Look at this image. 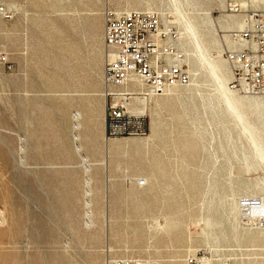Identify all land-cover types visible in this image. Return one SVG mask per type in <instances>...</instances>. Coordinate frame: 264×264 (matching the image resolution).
I'll use <instances>...</instances> for the list:
<instances>
[{
    "label": "rangeland",
    "instance_id": "1",
    "mask_svg": "<svg viewBox=\"0 0 264 264\" xmlns=\"http://www.w3.org/2000/svg\"><path fill=\"white\" fill-rule=\"evenodd\" d=\"M228 1L0 0V264H264L237 208L264 198V152L210 64L221 50L228 87ZM146 11L181 34L190 82L146 101V136L106 141L104 18ZM233 94L263 103L264 147V99Z\"/></svg>",
    "mask_w": 264,
    "mask_h": 264
},
{
    "label": "built area",
    "instance_id": "2",
    "mask_svg": "<svg viewBox=\"0 0 264 264\" xmlns=\"http://www.w3.org/2000/svg\"><path fill=\"white\" fill-rule=\"evenodd\" d=\"M251 0H229L226 11L242 16L241 29L231 32L237 44L227 50L225 60L232 73V90L264 99V6L251 7ZM245 3V6L242 5ZM8 18V12L0 8ZM173 28L162 23L154 12L107 13L103 41L106 50L104 68L105 135L107 138L143 137L148 133L145 115L130 112L126 104L135 96L128 87L139 81L146 95L159 96L167 89L189 83V73L176 46ZM143 187V180L137 182ZM238 206L249 223L264 231V200L243 197Z\"/></svg>",
    "mask_w": 264,
    "mask_h": 264
},
{
    "label": "bare ground",
    "instance_id": "3",
    "mask_svg": "<svg viewBox=\"0 0 264 264\" xmlns=\"http://www.w3.org/2000/svg\"><path fill=\"white\" fill-rule=\"evenodd\" d=\"M260 4H262L263 6H264V0H251L250 1V4L249 5H251V7H255V8H257V7H259V5ZM242 5L243 6H245V3H243L242 2ZM147 12H153V11H147ZM116 15H121V13H117ZM231 15V14H230ZM233 16V15H232ZM160 19H161V21H162V23H164V24H166L167 22L164 20V19H162L161 17H160ZM240 22H241V27L239 28V29H241L242 28V26H243V23H242V20L240 19ZM238 22L237 21H235V20H227V21H225V25H224V27H225V29H232V28H237V26H238ZM192 26H193V28L196 30V31H198L199 29L197 28V26H196V23H193L192 24ZM239 29H235V30H232L231 32H234V31H237V30H239ZM231 32H230V36H231ZM178 35H180L181 36V34L180 33H178ZM211 35V33L209 32V31H204V33H203V39H204V41L206 40V39H208L209 38V36ZM180 36L178 37V40H176L177 41V44H176V46H177V48H178V50L180 51L181 50V48H180V44L182 43V37L180 38ZM234 42V41H233ZM235 43V42H234ZM210 44H213L215 47H219L220 45H219V42H218V40L217 39H214V41H211L210 42ZM203 47H204V49L206 48L204 45H203ZM238 46H237V44L235 43V47L233 48V49H231V50H234V49H236ZM181 52V51H180ZM217 52L219 53V56H218V60H211L210 61V64H211V68H212V70L216 73V75L218 76V75H221V78L220 79H218V81L219 80H221V83L220 84H222L221 86H222V88L224 89V91L227 93V95H229L232 99H231V103H232V105L235 107V109L239 112V114H238V118L240 119V122H241V124L244 126V127H246L247 128V130L250 132V134H251V138H252V140H253V143L256 145V147H257V149L261 152V153H263L264 152V147H263V144L261 143V137H260V135H259V133H258V131H260V129H259V126L257 125V124H255V123H252V122H250V120L248 119V117H247V114H246V110H251L252 112H253V114L255 115V118L257 119V121L258 122H261V117H260V114H259V111H260V109L262 110L263 109V103L260 101V100H255V99H246V98H237V97H235L234 96V94H233V92H236V93H240V94H244V96H246V95H248V96H253V97H256V98H258L259 96H257V95H249V94H246V93H242V92H238V91H235V90H232L230 87H229V85H228V87H226V81H227V79H226V74H225V66H224V64L221 62V60H219L220 59V53H221V50H217ZM199 59V58H198ZM210 59V58H209ZM184 61V59L182 60V62ZM203 62V61H202ZM184 63V62H183ZM209 64V65H210ZM228 64V63H227ZM229 66V65H228ZM193 71L194 72H196V65H194L193 66ZM230 74H231V80H232V73H231V71H230ZM217 77V78H218ZM189 82H190V72H189ZM219 84V85H220ZM186 86H188V84L187 85H184V86H175V87H172V88H169V89H167L163 94H162V96L163 95H166L167 93H169V92H171V91H173L174 89H177V88H182V87H186ZM130 89H131V91H134V93H135V96H133L130 100H129V102L126 104V106H127V109L130 111V112H133V113H135V114H138V115H145L146 116V109H147V107H146V101L147 100H151V99H153L154 98V96H150V95H146L148 92L147 91H145V89L143 88V86H142V84L139 82V81H137V80H133L132 81V83L128 86ZM220 87V86H219ZM221 88V87H220ZM215 89H217V88H215ZM218 90V94H220V95H222L221 94V92H220V90H219V88L217 89ZM233 91V92H232ZM146 93V94H145ZM223 93V92H222ZM225 94V93H224ZM159 96H161V95H159ZM226 96V95H225ZM224 96V98H226ZM155 97H158V96H155ZM260 98H262V97H260ZM263 99V98H262ZM226 102L225 103H227V99L225 100ZM234 109V110H235ZM230 112V111H229ZM235 113H237V112H235ZM233 118V117H232ZM233 121V120H232ZM236 125V124H235ZM78 126H79V124H78ZM254 131H257V132H254ZM105 140L106 141H109V140H111L110 138H107V137H105ZM139 180H141V179H136V182H138ZM255 188H258V186H254ZM253 189V188H252ZM262 189V188H261ZM254 192V191H253ZM256 193H257V191H256ZM245 197H258V196H245ZM241 198H243V197H240V198H238V200H237V208H238V212H239V215H240V220H241V222L243 223V225H246V227H248L249 229H254V230H258V231H262V230H259V229H257L252 223L250 224L249 223V221L245 218V215L243 214V212L241 211V209L239 208V206H238V202H239V200L241 199ZM258 198H261L262 200H264V198H262V197H258ZM236 207V206H235ZM237 211V210H236ZM262 232H264V231H262ZM247 236V235H246ZM253 239V238H252ZM255 241H258L256 238L254 239ZM250 241V240H249ZM201 261V260H200ZM202 264H208V262L205 260H203L202 259Z\"/></svg>",
    "mask_w": 264,
    "mask_h": 264
},
{
    "label": "crops",
    "instance_id": "4",
    "mask_svg": "<svg viewBox=\"0 0 264 264\" xmlns=\"http://www.w3.org/2000/svg\"><path fill=\"white\" fill-rule=\"evenodd\" d=\"M104 148H105V150L112 152V153L123 152L119 145L113 144L111 142L104 143ZM146 180H148V179H146Z\"/></svg>",
    "mask_w": 264,
    "mask_h": 264
}]
</instances>
